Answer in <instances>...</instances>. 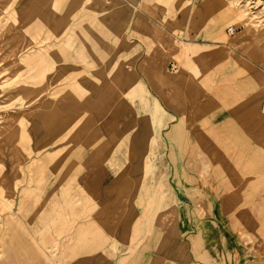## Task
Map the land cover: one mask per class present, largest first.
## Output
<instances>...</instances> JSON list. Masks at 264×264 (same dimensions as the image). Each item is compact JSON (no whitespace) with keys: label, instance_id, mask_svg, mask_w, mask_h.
Segmentation results:
<instances>
[{"label":"rangeland","instance_id":"1","mask_svg":"<svg viewBox=\"0 0 264 264\" xmlns=\"http://www.w3.org/2000/svg\"><path fill=\"white\" fill-rule=\"evenodd\" d=\"M127 1L0 0V264L264 241V0Z\"/></svg>","mask_w":264,"mask_h":264},{"label":"crops","instance_id":"2","mask_svg":"<svg viewBox=\"0 0 264 264\" xmlns=\"http://www.w3.org/2000/svg\"><path fill=\"white\" fill-rule=\"evenodd\" d=\"M140 1H142V0H138L137 5H134L130 0H128L127 3H128L129 6H132L134 8V11H138L139 10L138 5H139ZM145 2H147V1H145ZM135 19H137V18H135ZM141 19L143 21L140 20V22H143V25H145V24L147 25L148 24L145 21L144 18H141ZM164 54H165V51H163V55ZM256 122L259 123L260 125H262V117L257 118ZM167 134H168L169 137H167ZM172 135H173V131L166 132L165 133V140L167 142L171 141L172 138H173ZM260 146H261V148L259 147V151H257V153L259 154V157H260V155H262V151L264 150V147H262L263 145H260ZM209 210H211V209H208V211ZM207 214L208 213L205 214L206 218H208ZM206 218L204 220H200V219L196 218L194 220V222H193L194 232H195L194 241L193 242L195 243V246H196V249H197V258L200 255V250L202 248V246H200V243H199V239H200V229H199V227L201 225L202 226L207 225V222H206L207 219ZM215 219H216V217L214 218V220ZM220 219H221V223H223L222 216L220 217ZM220 227H222V226H220ZM179 247L181 249H184V247H182V246H179ZM242 248H243L242 246L235 245L234 250L236 252L234 254H231V252H230L231 249H232L231 239H229V237H228L227 240H225V242H224V247L222 248V250H223V252H228L230 254V257H229L227 263L225 261L224 264H264V241H263V238L261 239V241H260V239L256 241V244H255V252L256 253H255V257L254 258L253 257H247V256H245V257L244 256H242V257L238 256V254L241 253ZM198 259L201 261V264H209V263L203 262L200 258H198ZM187 262L188 261L183 257V264H187Z\"/></svg>","mask_w":264,"mask_h":264},{"label":"built area","instance_id":"3","mask_svg":"<svg viewBox=\"0 0 264 264\" xmlns=\"http://www.w3.org/2000/svg\"><path fill=\"white\" fill-rule=\"evenodd\" d=\"M233 31H234V28L233 27H230V28L227 29V32L228 33H232Z\"/></svg>","mask_w":264,"mask_h":264}]
</instances>
